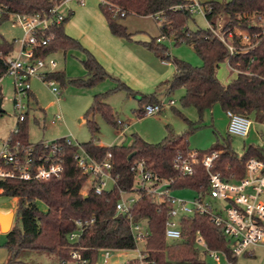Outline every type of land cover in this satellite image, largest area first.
I'll return each mask as SVG.
<instances>
[{
  "label": "trees",
  "instance_id": "16d2710c",
  "mask_svg": "<svg viewBox=\"0 0 264 264\" xmlns=\"http://www.w3.org/2000/svg\"><path fill=\"white\" fill-rule=\"evenodd\" d=\"M193 0H100V9L107 21L110 32L118 37L132 40L134 33L128 30L123 20L129 15L152 16L161 22L158 37H153L143 45L163 61L173 60L175 73L171 80L161 82L159 87H166L168 94L175 89H185L182 104L193 106L203 112L220 105L224 112L229 110L246 116L254 115L259 122H264V27L258 22V16L264 15V0H211L205 7V17L210 25L214 18L222 19L221 31L225 32L238 51L230 53L227 45L210 27L191 30L187 21L192 15L185 6ZM55 0H0V7L9 12L32 14L48 11L55 5ZM182 6V7H180ZM9 20L8 15L0 16V26ZM67 16L60 24H54L49 32L54 37L37 50V56L45 58L48 55L73 47H82L81 43L68 35L65 24ZM235 28L242 29L251 35L254 46L248 48L241 43V36ZM47 32V33H49ZM230 33L233 37L230 38ZM173 38L176 44L186 42L202 58L201 66L171 56L168 47L162 41ZM15 40L2 38L0 41V76L7 70L6 56L15 50ZM87 57L83 61L87 76L73 79L71 82L80 86H93L99 81L110 77L100 61L92 52L85 49ZM227 60L231 69L237 72V77L230 83L224 84L217 76L220 64ZM47 79L66 82L63 71L47 73ZM128 90L129 95L135 93L125 83L119 81V88ZM110 91L94 96L93 103L86 111L85 119L91 132V139L80 145L95 159L101 160L110 152L113 168L111 174L116 178L112 191L101 194L94 187L81 193L87 184L89 176L80 169L74 159L78 147L68 144L67 138L56 139L63 146L60 152L64 161V172L60 177L46 180H0V194L17 197L18 206L15 213V224L6 233V247L9 251L8 264H23L19 260L24 250H35L58 255L59 264H66L71 259L72 249L83 246L80 250L87 264H97L98 249L102 247L118 249H135L136 243L129 229L125 215H116V203L120 191H132L135 184V173L131 170L136 161L144 160L148 167L154 170L162 179L170 180L169 191L173 189H192L201 194L210 190L209 175L201 163L206 153L218 151L213 161L212 169L227 180L242 179L247 162L251 158L264 161V145H245L243 154L233 147V135L227 134L223 142L218 140L208 150H198L199 160L191 175H182L174 167L177 151L186 152L189 149L190 134L176 133L170 124L166 125L167 134L159 142H149L134 135L131 145L123 144L101 145L99 143L100 126L95 120L100 113L114 127L120 128L119 119L107 102ZM31 96L33 94L31 93ZM157 92L141 94L139 107L134 110L138 117H145L147 104L160 103ZM174 107V106H173ZM176 114L182 113L175 110ZM2 113H0L1 115ZM188 121L191 131L199 124ZM18 132L12 131L10 138L13 143L20 141L23 146H33L35 151L44 149V141L33 143L29 139L28 114L24 121L17 122ZM134 153L131 159L128 156ZM42 201L47 209L40 210L37 201ZM172 207L166 198L159 202L156 195L140 192V197L134 204L132 213L135 221L146 220L149 234L146 242L147 260L152 264H208L205 263L201 252L195 247L196 234L199 231L208 245L213 249L228 250V242L223 236L222 229L216 226L207 215H191L182 219L183 237L178 242H168L165 236V225L168 212ZM96 217L91 229L86 231L79 242L71 243L68 234L76 229L75 220L78 218ZM233 264H239L238 258L230 255Z\"/></svg>",
  "mask_w": 264,
  "mask_h": 264
},
{
  "label": "rangeland",
  "instance_id": "374dc122",
  "mask_svg": "<svg viewBox=\"0 0 264 264\" xmlns=\"http://www.w3.org/2000/svg\"><path fill=\"white\" fill-rule=\"evenodd\" d=\"M193 1L205 4L211 0ZM214 1L223 2L229 0ZM70 4L77 13V17L74 19L72 14L68 16L69 20L65 24V31L68 35L77 39L82 47H73L66 52L58 51L47 57V60H56L57 66L51 68L49 63H47L44 67L46 70L63 71L66 75L65 84L53 79L61 90L59 96L52 92L47 82L34 77L31 79L33 96L30 98L27 113L29 139L31 142L53 141L64 137L71 138L75 143L79 144L89 141L91 132L85 119L86 111L93 103L96 94L110 91L107 102L112 107L115 117L122 121L124 120L127 125L124 126L125 129L122 131V129L109 124L100 113L96 114L95 120L100 126V144L107 146L123 144L129 146L133 142L134 135H138L149 142H159L167 134V124H170L178 134H190L186 138L189 139L192 148L208 150L216 144L218 136L215 131L217 130L216 126L213 125L214 110L207 109L201 113L193 106L185 107L181 101L182 96L185 94V89L183 88L175 89L171 94H166L164 107L160 114L140 118L134 112L139 107L141 94L150 95L155 93L160 80H171L175 73V65L172 59L165 66L152 51L143 45L144 42L161 35V22L158 19L132 14L123 20L128 30L134 33L132 42L124 40L135 51V54L129 58L126 53L109 43L105 37V30L108 31L107 21L100 9V0H87L85 5H81L77 1H72ZM215 19L218 20L214 23V27L216 29L220 28L222 19L219 17ZM187 25L191 30L209 27L205 14L200 11L194 12L188 18ZM23 37V29L20 26H14L12 20H7L1 24L0 41L2 38L9 41L16 40L15 50L18 47L17 40ZM162 43L168 47L172 58L183 59L193 66H201L203 64L202 58L186 42L176 44L171 37L164 39ZM85 49L92 52L110 74V77L99 81L93 86H80L71 82L73 79L87 76V70L83 63L87 57ZM104 50H107V55L113 54V59L110 57L108 59L105 58ZM153 71L162 75V79L156 82L150 75ZM217 76L224 84H228L237 77V72L233 71L228 61L225 60L220 64ZM119 81L125 83L135 93L129 95L127 89L119 88ZM1 88L0 99H2L4 111L0 115V151L2 144L10 137L18 122V112L14 108L15 87L13 79L5 76ZM171 99L175 100V104L172 106L169 104ZM175 110L180 111L182 116L176 114ZM186 119L198 123L199 127L191 131ZM251 120L253 121V132L264 135V123L259 122L255 116ZM227 134L219 133L220 142L224 141ZM232 144L234 149L242 155L244 152L243 138L234 136ZM112 187L113 183L109 184V188ZM195 194L192 189H173L171 191V196L186 200L193 199ZM37 203L40 210L45 211L47 209L42 201L38 200ZM17 206L18 198L0 194V217L6 216L5 213L13 216L9 230L15 224ZM1 227L0 222V264H8L9 251L5 245L7 230H3ZM138 252L137 249L115 251L107 263H125L128 259L136 257ZM19 260L23 264H59L57 254L35 250H24L20 254ZM208 261L213 262L214 259L210 257ZM238 263L264 264V246L256 247L255 256L253 257L240 256Z\"/></svg>",
  "mask_w": 264,
  "mask_h": 264
},
{
  "label": "built area",
  "instance_id": "2783aa9c",
  "mask_svg": "<svg viewBox=\"0 0 264 264\" xmlns=\"http://www.w3.org/2000/svg\"><path fill=\"white\" fill-rule=\"evenodd\" d=\"M72 1L85 5L87 0H55V5L48 11L32 14L9 12L0 7V16L8 15L14 26H20L24 31V37L17 40L16 50L6 56L7 70L0 76L1 85L5 76L13 79L15 87L14 108L18 112V121L25 120L28 113L31 98V79L38 78L48 83L52 92L59 96L60 88L52 79H47V73L51 72L44 67L47 63L51 68L57 66L54 59L47 60L37 56V50L48 45L54 34L49 32L52 25L60 24L67 16L62 11ZM182 7V6H180ZM193 14L206 9L200 2L193 1L185 6ZM258 22L264 27V15L258 16ZM210 25V24H209ZM217 36L227 45L231 54L238 48L226 39L225 32L220 28L210 25ZM49 32V33H47ZM235 32L241 36V43L248 48L254 46L251 35L239 28ZM230 38L233 33H230ZM16 42V40H15ZM169 104H175L171 99ZM164 107V101L160 103L147 104L146 116L160 114ZM228 117V133L233 136L246 137L251 129L252 120L249 116L235 113L231 110L226 112ZM125 125L124 121H118ZM16 126L14 133L18 132ZM68 144H74L78 151L74 155L77 165L83 173L89 176L87 184L81 193L85 194L88 188L94 187L98 194L104 191H112L116 178L111 174L113 168L112 154L108 152L101 160L91 156L79 143L67 138ZM44 149L35 151L33 146H23L20 141L13 143L9 137L2 144L0 151V180H46L52 177H60L64 172V161L60 152L63 149L61 143L44 141ZM218 151L206 153L201 158V163L209 175L210 190L207 194L195 191V197L186 200L171 196L168 187L170 180L162 179L151 168L146 161H136L131 170L135 173V184L132 191L121 190L116 203V215H125L128 219L129 229L136 243L138 255L120 264H152L154 261L147 260L146 242L149 234L146 220L135 221L132 213L134 204L140 197V192L153 193L157 200L162 202L165 198L172 203L168 212L165 225V236L168 242H178L183 237L182 219L191 215H207L211 221L222 229L223 236L228 242L227 249H213L205 241L198 231L195 238V247L201 252L203 260L208 264H233L230 255L255 256V248L264 246V161L251 158L246 165L245 174L242 179L227 180L219 173L213 171V161L218 156ZM199 156L197 150L188 149L186 152L177 151L174 159V167L182 175H191L195 171V164ZM113 187L109 188V184ZM218 201V202H217ZM96 222V217L78 218L75 220L76 229L68 234L71 243H77L86 231L91 229ZM86 247L78 246L72 249L71 259L66 264H87L88 259L83 257L80 250ZM128 249L102 247L98 249L97 264H108L107 261L114 255L115 251ZM131 250V249H129ZM214 261H208V258ZM224 259V260H223Z\"/></svg>",
  "mask_w": 264,
  "mask_h": 264
},
{
  "label": "crops",
  "instance_id": "0c3cea01",
  "mask_svg": "<svg viewBox=\"0 0 264 264\" xmlns=\"http://www.w3.org/2000/svg\"><path fill=\"white\" fill-rule=\"evenodd\" d=\"M62 11L66 14V16H69V15L72 14L74 19L77 17V13L72 9L70 3L67 6H64L63 9H62ZM149 17H152V16L150 15ZM217 20L214 18V20H213L214 23L217 22ZM208 24H209V22H208ZM107 30L108 31L105 30V32H106L105 33V37L107 38L108 42L109 43H112L118 50L126 53L127 54V57L131 58L133 56V54H135V51H133L132 47L130 46V44L127 41L132 42L133 40H127V39H123L121 37H118V36L113 35L110 32V29L108 27V24H107ZM124 40H127V41H124ZM104 54L106 55V56H104L105 58L108 59V57H110L111 59H113V54L110 53V54L107 55V50H104ZM161 61H162V64L165 65V66L169 64L168 61H163V60H161ZM233 71H235V70H233ZM150 75H151L152 78H154V80L156 82L159 81L160 79H162V75H159L158 73H155L154 71L151 72ZM161 82H164V81L160 80L159 84ZM156 92L159 94V98L162 101H165L164 100L165 99V96H166V94H168V92L166 90V87H159V86H157ZM212 110H214V114H215V118H213V125L216 126V129L218 130V133H221V132L222 133H228V128H227V126H228V117L226 115V112H224L221 109L220 105H218V104L215 105L212 108ZM253 117H254V115H251L250 116L251 119ZM119 120H121V119H119ZM125 123H127V122H125ZM261 123L263 124L264 122H261ZM124 126L123 125H120V129H122V131H124V129H125ZM242 138H243L244 146L245 145H250V144L264 145V135H261V134H259L257 132H253L252 126H251V129H250L249 134L246 137H242ZM233 140H234V136H233ZM188 146H189V149L197 150L196 148H192V146L190 145L189 139H188ZM15 198H17V197H15ZM5 214H9V213H5Z\"/></svg>",
  "mask_w": 264,
  "mask_h": 264
},
{
  "label": "water",
  "instance_id": "95a60500",
  "mask_svg": "<svg viewBox=\"0 0 264 264\" xmlns=\"http://www.w3.org/2000/svg\"><path fill=\"white\" fill-rule=\"evenodd\" d=\"M4 109L2 108V99H0V113L3 112ZM134 155V153H131L128 158L131 159L132 156ZM12 221H13V216L11 214H6V216H1L0 217V222H1V228L3 230H7V232H9L10 227L12 225ZM9 230V231H8ZM6 232V233H7Z\"/></svg>",
  "mask_w": 264,
  "mask_h": 264
}]
</instances>
